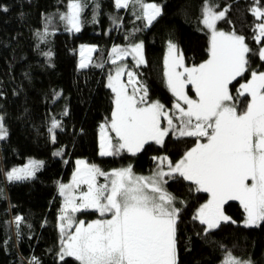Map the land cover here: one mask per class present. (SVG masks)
Segmentation results:
<instances>
[{
    "label": "trees",
    "instance_id": "16d2710c",
    "mask_svg": "<svg viewBox=\"0 0 264 264\" xmlns=\"http://www.w3.org/2000/svg\"><path fill=\"white\" fill-rule=\"evenodd\" d=\"M68 1L0 0V122L7 132L0 139V264H79L73 257L59 258L56 226L61 206L58 185L70 179L75 158H85L102 170L131 166L134 172L147 173L156 155L174 162L195 144L197 137L168 134L163 144L150 141L135 154L122 150L100 155L99 125L113 107V92L105 84L113 64L111 45L142 42L145 63L132 67L147 89L145 102L157 98L170 108L176 98L164 81L166 43H175L186 64L203 63L208 57V32L201 21L207 3L216 12H225L217 27L243 36L252 50L248 70L229 85L238 111L243 112L249 101L247 94L237 92L239 84L252 71H264L258 55L264 39L256 41V26L264 18L253 12L256 7L264 11V0H144L161 8V15L148 26L143 18L137 19L142 17L139 5L118 9L115 0H81L79 32L68 31L61 20ZM84 43L95 49L88 66L81 68L78 47ZM186 89L195 96L190 84ZM53 120L59 127L52 129ZM29 158L42 162L35 175L9 181L7 173ZM165 185L180 209L177 264H223L229 253L238 260L264 264V221L242 225L245 212L232 200L223 205L230 220L205 232L206 226L194 217L208 194L178 174ZM17 216L22 217L19 224ZM79 216L86 220L99 215L86 210Z\"/></svg>",
    "mask_w": 264,
    "mask_h": 264
},
{
    "label": "snow or ice",
    "instance_id": "6c2138e0",
    "mask_svg": "<svg viewBox=\"0 0 264 264\" xmlns=\"http://www.w3.org/2000/svg\"><path fill=\"white\" fill-rule=\"evenodd\" d=\"M129 4L140 6L142 17L137 19L143 18L146 26L161 15V8L155 3L115 0L118 9L127 8ZM82 11L81 0H69L67 13L61 15L68 31H80ZM253 12L264 18V11L259 7ZM224 16V11L216 12L205 3L201 23L210 30L211 38L208 59L198 66L185 67L177 46L171 42L168 44L164 72L166 84L177 100L187 106L173 105L179 112L176 117L179 126L158 101L145 104L147 89L143 85L134 88L132 95L128 94L120 80L125 68L117 67L115 75L109 76L108 87L115 93L110 127L119 143L113 145L112 138L103 132L106 126L101 125L100 155H115L122 149L135 154L150 141L163 144L169 132L178 137H197L198 140L175 165L168 163L167 172L162 168L167 157L154 158L160 160V165L150 177L136 176L131 166L109 174L95 165L77 161L72 182L59 185L64 197L59 217L61 260L68 256L74 257L79 264H177L176 223L180 209L174 206L175 198L163 187L164 178H171L174 174L193 182L197 191L209 194L208 201L201 205L194 217L206 225L205 232L230 220L223 212V205L232 200L239 201L242 206L246 214L245 226L264 221V71H252L251 78L240 85L239 95L247 94L251 99L243 112L238 111L229 85L248 70V54L252 50L243 36L217 30V22ZM256 27V41L259 43L264 39V22ZM127 55H133L138 65L145 63L142 43L132 44L129 48L114 46L110 53L113 64ZM258 55L264 60V47L259 49ZM79 66L88 65L82 59ZM180 68L182 72L178 71ZM127 76L130 84L137 83L134 72L127 71ZM188 84L195 89L197 99L186 94L185 85ZM140 90L144 95L138 100L136 94ZM161 117L167 120L168 127L161 125ZM57 127L59 122L53 120L52 129ZM6 135L0 122V139ZM202 137L207 139L206 143L200 142ZM41 166L42 162L31 160L21 168H13L7 173V179L32 178ZM98 175L105 176L108 183L97 185ZM81 184L87 185V191L81 192L77 199L73 190ZM89 208L102 215L111 213V219L74 224L71 214ZM15 219L19 224L22 217ZM72 227L75 231L64 238L65 228ZM223 264L251 262L240 261L229 253Z\"/></svg>",
    "mask_w": 264,
    "mask_h": 264
},
{
    "label": "rangeland",
    "instance_id": "374dc122",
    "mask_svg": "<svg viewBox=\"0 0 264 264\" xmlns=\"http://www.w3.org/2000/svg\"><path fill=\"white\" fill-rule=\"evenodd\" d=\"M68 3H69V1H68ZM68 3L66 4V7H65V9H64V14L67 13V11H68ZM145 3H155V4H157V5L160 7V4H159V3H156V2H153V1H148V2H145ZM216 27H217V25H216ZM206 30H207V32H208V49H209V43H210V38H211V32H210V30L207 29V28H206ZM217 30H219V31H224L223 29L218 28V27H217ZM224 32H225V33H232V32H228V31H224ZM236 35H237V34H236ZM169 42L173 43L172 41H168V42L166 43V46H165L164 56H163V68H164V72H165V57H166V54L168 53V44H169ZM135 43H142V42L138 40V41L131 42V43H129V44H113V45H111V47H110V51L113 49L114 46H119L120 48H129L130 45L135 44ZM173 44H175V43H173ZM261 47H264V43L260 46V48H261ZM88 49H95V45H94V44H87V43H84V44L79 45V47H78V64H79V65H80L82 59H83L84 62L88 65V63H89V61H90V59H91V56L93 55V51H88ZM177 49H178V48H177ZM82 50H83V56L81 55ZM178 52H179V50H178ZM258 52H259V51H258ZM179 53H180V52H179ZM110 58H111V62H112L113 57H110ZM207 59H208V57H207ZM207 59H206V60H207ZM183 63H184V66H185V67H189V68L196 66V65H193V64H186V63L184 62V60H183ZM133 64L138 65V64L136 63V60L133 58V55H127V56H124V57H122V59H121L120 61H117L116 64H112V67H111L109 73L107 74V77H106V80H105V84H106V86L108 87V84H109V76H110V75H115V70H116L117 67H123V68H125V73L120 77V80H121V82L126 86V90H127V92H128L129 95H132V94H133V89H134V88L139 89V88H140V85H143V86H144L143 83H139V81H138V77H137V74H136V72L134 71V69H133V67H132ZM139 65H140V64H139ZM127 71H132V72L135 73V80L137 81V83H135V84H130V83H129V78H128V76H127ZM178 71H181V72H182L183 69L180 68V69H178ZM258 72H260V71H258ZM250 78H251V74H250V76H249L248 79H250ZM248 79H247V80H248ZM247 80H245V81H243V82H241V83L239 84V86H238V88H237V92H238V89L240 88V85L243 84V83H246ZM164 81H165V85H166V87H167V84H166V77H165V75H164ZM108 88H110V87H108ZM144 88H146V87L144 86ZM110 89H111V88H110ZM167 89L169 90L168 87H167ZM193 89H194V88H193ZM111 91H112V89H111ZM169 91H170V90H169ZM112 92H113V91H112ZM170 92H171V91H170ZM185 92H186V94H187L191 99H197L196 93H195V96H193V95H191V94L188 93V91H187V89H186V85H185ZM171 93H172V92H171ZM238 93H239V92H238ZM136 95H137V99L139 100V97H140V96H143V95H144V92H143L142 90H140V91L137 92ZM172 95H173V93H172ZM173 96H174V95H173ZM174 97H175V96H174ZM248 97H249V101H250L251 98H250V96H248ZM175 98H176V102H174V104H175V103H180L182 107H185V108L187 107V106L183 103V101H178V100H177V97H175ZM114 100H115V93L113 92V107H112V110H111V113H110V117H109L108 119L102 121V122L100 123V125H99V129H98L99 153H100V141H101V135H102L101 125H105V126H106L105 129H103V132L106 133L107 136H110V137L112 138V143H113V145H116V144L119 143V139H118V137L116 136L115 132L111 130V127H110V124H111V118H112V112H113V109H114V107H115ZM156 101H158L160 104H162V103L160 102V100H158L157 98H153V99H151V100L145 102V104H147V103H152V102H156ZM249 101H248V102H249ZM230 103H231V102H230ZM174 104H173V105H174ZM162 105H163V104H162ZM173 105H172L170 108H166V107L163 105V106H164V109H163V110L166 111V112H168L170 115H172V116H173V122H174V124H176L177 126H179V120L176 119V117L179 116V112H178V110L174 109ZM141 106H144V105H141ZM160 122H161V125H162L163 127H168V125H167V120L164 119L163 117H161V121H160ZM169 134H171V132H169ZM115 138H116V139H115ZM114 139L117 141L116 143L114 142ZM164 139H165V138H164ZM197 140H198V138L196 139V142H195V144H194L192 147H194V146L196 145ZM199 140H200V142H205V143L207 142V139L204 138V137L199 138ZM192 147H191V148H192ZM191 148H190V149H191ZM190 149H188V150H190ZM122 150L127 151L126 149H122ZM122 150H121V151H122ZM128 152H129V151H128ZM186 152H187V151H186ZM129 153H131V152H129ZM161 157H167V160H166V161L163 163V165H162L163 170H164L165 172H167V171L169 170V169H168V163L171 162L172 165H175V163L178 162L183 156H182L179 160L174 161V162L170 161V159L168 158V156L163 155V154L156 155L154 158H161ZM31 160H35V161H40V162H41L40 159H37V158H29V159L26 160V162H25L23 165L15 166V167H13V168H21V167H23L24 165L28 164V162L31 161ZM80 160L85 161L88 165H95L96 167H98L95 163L90 162V161H88V160L85 159V158H75V159H74V162H73V163H74V164H73L74 167H73V170H72V174H71L70 179H69L68 181H65V182H60V184H70V183L72 182L73 174L76 172V169H77V167H78V165H77V161H80ZM158 165H160V160H159V159H154V165H153L151 171H149V172H147V173H137V172H134V171L132 170V172H133L136 176L150 177V176L153 175L154 172H156V171L158 170ZM127 167H129V166H124V167H119V168H113V169H110V170H102V169H100L99 167H98V168H99L102 172H105V173H109V174H110L113 170L123 169V168H127ZM13 168H12V169H13ZM12 169H11V170H12ZM11 170H10V171H11ZM175 175H177V174H174L173 176H175ZM173 176H172V177H173ZM172 177H171V178H172ZM171 178L166 176L164 179H165V181L167 182V181H168L169 179H171ZM96 183H97V185H103V184H105V183H108V180L106 179L105 176H99V175H98V176L96 177ZM60 184H59V185H60ZM165 184H166V183L163 184V187H164V189L168 192V190L166 189V185H165ZM59 185H58V193H59V195L61 196L60 191H59ZM86 191H87V185H86V184H81V185H79L78 188H75V189L73 190L74 195L77 197V199L79 198L81 192H86ZM168 193H169V192H168ZM170 194H171V193H170ZM207 194H208V193H207ZM171 195H172V194H171ZM208 199H209V194H208V198H207V200H206L204 203H202L201 205L205 204V203L208 201ZM238 202H239V201H238ZM173 204H174V206L176 207L175 199H174V201H173ZM63 205H64V197L61 196V206H60L59 211H58V213H57V219H56V226H57V229H58V231H59L60 239H62V234H61V232H60V228H59V224H60V219H59V217H60V215H61V208L63 207ZM201 205L199 206L198 210L200 209ZM176 208H177V207H176ZM86 210H95V211H97V213H98L99 216L88 217V219L85 220L84 218H85L86 216H84V217H83V216H79V213L82 212V211H86ZM198 210H197V211H198ZM71 215H72V217H73V222H74V224L79 223L80 221H84L85 223H91L92 221H95V220H98V219H100V220L111 219V213H105V214L102 215L98 210H96V209H91V208H89V209H81L80 211L75 212V213H72ZM245 216H246V214H245ZM244 220H245V217H244L243 221L241 222L242 225H245V224H244ZM205 226H206V225H205ZM74 231H75V227H72V228H65L64 238H66V236H67L68 233H72V232H74ZM61 247H62V244H61ZM60 250H61V248H60ZM59 254H60V252H59ZM231 256H232V255H231ZM232 257H234V256H232ZM59 258H60V256H59ZM73 258H74V257H73ZM234 258H235V257H234ZM240 260H241V259H240ZM241 261H247V260L242 259Z\"/></svg>",
    "mask_w": 264,
    "mask_h": 264
}]
</instances>
